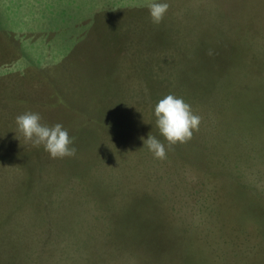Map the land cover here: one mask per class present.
Masks as SVG:
<instances>
[{
    "label": "rangeland",
    "instance_id": "obj_1",
    "mask_svg": "<svg viewBox=\"0 0 264 264\" xmlns=\"http://www.w3.org/2000/svg\"><path fill=\"white\" fill-rule=\"evenodd\" d=\"M151 2L0 0V151L36 150L27 111L79 151L48 172L38 147L36 196L0 159V264H264V0H156L159 24ZM168 94L201 117L171 147Z\"/></svg>",
    "mask_w": 264,
    "mask_h": 264
},
{
    "label": "clouds",
    "instance_id": "obj_2",
    "mask_svg": "<svg viewBox=\"0 0 264 264\" xmlns=\"http://www.w3.org/2000/svg\"><path fill=\"white\" fill-rule=\"evenodd\" d=\"M147 8L151 21L159 24L167 13L169 4L153 0L147 4ZM154 116L156 127L169 147L177 143H187L192 139L193 132L199 130L201 123V117L193 113L191 106L182 97L173 94L164 96L156 103ZM15 123L17 131L25 140L30 141L34 146H43L50 158H64L76 154V149L72 146L74 140L61 123L53 126L42 124L40 114L31 111L17 115ZM144 145L154 158L160 160L166 158V147L155 136L148 135L147 139L143 140Z\"/></svg>",
    "mask_w": 264,
    "mask_h": 264
},
{
    "label": "trees",
    "instance_id": "obj_3",
    "mask_svg": "<svg viewBox=\"0 0 264 264\" xmlns=\"http://www.w3.org/2000/svg\"><path fill=\"white\" fill-rule=\"evenodd\" d=\"M58 100L61 101L60 99H58ZM92 124H94V122ZM91 129L94 130V129H96V127L91 128ZM9 137L5 136V139H8ZM89 138L90 137L87 138L88 142H89ZM10 139H12V138L10 137ZM85 142L88 144L87 141H85ZM8 144H10V142H8ZM11 144H13V140H12ZM34 148L36 150L32 149L31 151H25L24 147H22L20 149L12 147V149L11 148L8 149V152L0 151V159L1 160H7V159H13L14 156L19 157L20 160H17L16 161L17 165L14 166V167H16V169L12 171V173H14L18 176L17 178H14V180L17 179V184H15V187H17V185H19L20 186L19 190L22 189L24 193L25 192H27V193L31 192L36 196V195H38V184L41 187L39 195H42L47 190L46 185L43 186V184H42V182H44V180H42V174L40 171V167L41 166L48 167V170H47L48 172L50 169H54V167H53V164L50 163V157H48V156L46 157L45 154L43 155V158H42L45 163L42 164L41 166H38L37 164H38V152L39 151H38L37 146H35ZM76 152H79V151L76 150ZM22 153H24V154H22ZM45 153H47V152L45 151ZM40 154H43V153H40ZM44 157H45V159H44ZM5 169L3 167H1L0 173L3 172ZM82 173L83 172L81 170H76L75 171L76 176H74V177L81 179V177L83 176ZM67 177H71V176L67 175ZM50 184H52V183H50ZM20 193L21 192H19L18 195H20ZM3 212H4V208H3ZM4 216H5V214H4ZM4 222H5V220H4ZM2 223H3V219H2ZM5 238H9L8 231H5L0 226V243H2L1 240L2 239L4 240ZM143 238H145V237H143ZM143 238H137V239H140L139 242L142 241L141 243L144 244V246H145L146 242H143V241H145V240H143ZM123 239H127V238H123ZM133 239L136 240V238H133ZM145 248L147 250H149L148 247L145 246Z\"/></svg>",
    "mask_w": 264,
    "mask_h": 264
}]
</instances>
